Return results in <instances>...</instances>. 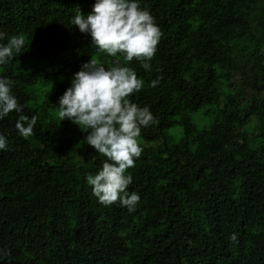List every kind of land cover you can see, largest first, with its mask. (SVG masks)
Returning a JSON list of instances; mask_svg holds the SVG:
<instances>
[{
	"label": "trees",
	"instance_id": "obj_1",
	"mask_svg": "<svg viewBox=\"0 0 264 264\" xmlns=\"http://www.w3.org/2000/svg\"><path fill=\"white\" fill-rule=\"evenodd\" d=\"M95 2L0 0V44L25 38L0 78L37 116L28 138L19 114L0 119V264H264V0H138L162 37L150 71L118 53L155 118L128 170L132 212L98 202L86 177L107 158L57 109L84 63L114 64L71 23Z\"/></svg>",
	"mask_w": 264,
	"mask_h": 264
},
{
	"label": "clouds",
	"instance_id": "obj_2",
	"mask_svg": "<svg viewBox=\"0 0 264 264\" xmlns=\"http://www.w3.org/2000/svg\"><path fill=\"white\" fill-rule=\"evenodd\" d=\"M72 25L89 34L91 45L109 57L114 64L107 68L97 58H91L74 74L71 86L58 101L61 121L68 119L87 132V145L106 157L102 169L86 177L93 195L104 206L119 202L129 212L135 211L140 196L129 192L133 177L128 170L142 154L138 138L144 127L154 122L148 107L132 102L130 97L140 92L144 81L134 69L122 66L118 53L125 64L136 59L145 71L151 70V60L156 54L162 32L153 16L142 9L138 0H96L92 12L86 17L77 9ZM6 33L0 32V40ZM25 38L13 35L6 44H0V66L6 65L21 53ZM159 79L151 82L156 87ZM13 81L0 78V119L10 113L19 114L15 123L24 138L34 134L37 116L31 119L23 115V106L12 93ZM5 136L0 135V150H7ZM230 240L237 241L232 234ZM4 255H8L4 251Z\"/></svg>",
	"mask_w": 264,
	"mask_h": 264
},
{
	"label": "rangeland",
	"instance_id": "obj_3",
	"mask_svg": "<svg viewBox=\"0 0 264 264\" xmlns=\"http://www.w3.org/2000/svg\"><path fill=\"white\" fill-rule=\"evenodd\" d=\"M199 118L198 119H199L200 125H204V124H207L209 122V118L208 117H199ZM250 125H251L250 128H252L253 127L252 123ZM173 132L174 133H172V135L174 136V138L178 139L180 137V134H179L180 131L175 129Z\"/></svg>",
	"mask_w": 264,
	"mask_h": 264
}]
</instances>
